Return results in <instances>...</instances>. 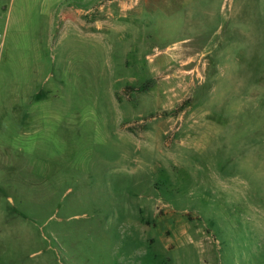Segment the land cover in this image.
I'll list each match as a JSON object with an SVG mask.
<instances>
[{
  "label": "rangeland",
  "instance_id": "374dc122",
  "mask_svg": "<svg viewBox=\"0 0 264 264\" xmlns=\"http://www.w3.org/2000/svg\"><path fill=\"white\" fill-rule=\"evenodd\" d=\"M33 11L48 94L1 132L0 264H264V0H140L92 34Z\"/></svg>",
  "mask_w": 264,
  "mask_h": 264
},
{
  "label": "crops",
  "instance_id": "0c3cea01",
  "mask_svg": "<svg viewBox=\"0 0 264 264\" xmlns=\"http://www.w3.org/2000/svg\"><path fill=\"white\" fill-rule=\"evenodd\" d=\"M58 1L60 11L57 17L61 30L65 32L75 28L79 33L90 34L105 26L115 25L113 19L117 10L127 13L134 10L138 1L140 2V0ZM33 9L34 0H0V33L2 34L0 38V138L1 132L5 130L30 129L35 117L33 111L29 109L32 98L35 95L39 96L38 102L42 104L47 97L45 93L48 94L46 87L35 84L44 80L39 76L34 79L28 73V67L35 64L33 63L34 55L37 50L40 51L38 44L42 41V37L38 36L42 33L36 30V27L35 30L33 29L35 25ZM193 60V58H185L183 65ZM202 60L204 58L198 59V61ZM19 67L26 68L27 76H22ZM22 105L26 106L25 120H22L19 115L24 108ZM5 145H9V142Z\"/></svg>",
  "mask_w": 264,
  "mask_h": 264
},
{
  "label": "built area",
  "instance_id": "2783aa9c",
  "mask_svg": "<svg viewBox=\"0 0 264 264\" xmlns=\"http://www.w3.org/2000/svg\"><path fill=\"white\" fill-rule=\"evenodd\" d=\"M0 38H2V34L0 33Z\"/></svg>",
  "mask_w": 264,
  "mask_h": 264
}]
</instances>
